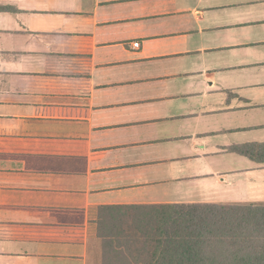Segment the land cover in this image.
<instances>
[{"label": "crops", "instance_id": "obj_1", "mask_svg": "<svg viewBox=\"0 0 264 264\" xmlns=\"http://www.w3.org/2000/svg\"><path fill=\"white\" fill-rule=\"evenodd\" d=\"M252 143L264 0H0V264H99L102 206L264 203Z\"/></svg>", "mask_w": 264, "mask_h": 264}, {"label": "trees", "instance_id": "obj_2", "mask_svg": "<svg viewBox=\"0 0 264 264\" xmlns=\"http://www.w3.org/2000/svg\"><path fill=\"white\" fill-rule=\"evenodd\" d=\"M89 76L88 58L80 90ZM226 150L264 165V143ZM96 223L99 264H264V203L102 206Z\"/></svg>", "mask_w": 264, "mask_h": 264}, {"label": "built area", "instance_id": "obj_3", "mask_svg": "<svg viewBox=\"0 0 264 264\" xmlns=\"http://www.w3.org/2000/svg\"><path fill=\"white\" fill-rule=\"evenodd\" d=\"M132 46H133V48H138L139 44L138 43H134Z\"/></svg>", "mask_w": 264, "mask_h": 264}]
</instances>
